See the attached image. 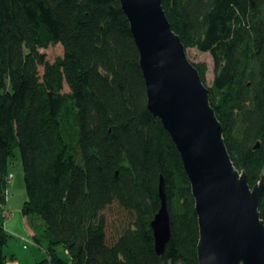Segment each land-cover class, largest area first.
Returning a JSON list of instances; mask_svg holds the SVG:
<instances>
[{"label":"trees","instance_id":"1","mask_svg":"<svg viewBox=\"0 0 264 264\" xmlns=\"http://www.w3.org/2000/svg\"><path fill=\"white\" fill-rule=\"evenodd\" d=\"M161 4L185 50L211 55L209 86L205 65L190 62L233 165L253 187L264 178V0ZM56 44L63 55L49 62L40 50ZM16 149L21 213L44 222L33 239L45 255L37 264H198L191 187L171 137L147 109L119 0H0L1 207ZM161 178L170 239L157 255L151 222ZM114 204L127 218L108 239L103 212ZM259 212L264 222V189ZM10 237L0 221V264Z\"/></svg>","mask_w":264,"mask_h":264},{"label":"water","instance_id":"2","mask_svg":"<svg viewBox=\"0 0 264 264\" xmlns=\"http://www.w3.org/2000/svg\"><path fill=\"white\" fill-rule=\"evenodd\" d=\"M119 2L139 52L147 109L171 137L191 187L198 264H264L259 212L264 178L250 187L246 174L233 165L209 90L173 32L161 0ZM158 193L161 205L151 228L155 251L162 255L170 239L163 178Z\"/></svg>","mask_w":264,"mask_h":264},{"label":"rangeland","instance_id":"3","mask_svg":"<svg viewBox=\"0 0 264 264\" xmlns=\"http://www.w3.org/2000/svg\"><path fill=\"white\" fill-rule=\"evenodd\" d=\"M46 59L53 62L57 57L63 55V48L60 44L50 46L48 49H41ZM187 58L193 63H202L206 67L205 81L209 86L213 79V61L211 55L207 52H200L195 48L186 50ZM42 68L39 69L41 72ZM67 91V87L65 86ZM9 184L6 190V203L1 207L0 204V221L5 220L4 212L14 213L20 210L26 199L23 171L21 165L20 153L16 149L14 158L8 164ZM106 219V236L108 239L117 236V231L122 228V224L126 221L127 214L117 205H112L106 208L103 212ZM29 226L35 234L40 236L43 233L44 222L37 215L29 217ZM13 234V237L8 239L7 244L3 247V254L6 256V264H37L41 262L45 255L43 250L32 240H26L21 236ZM58 255L67 260L61 248L57 249ZM13 257V259H11Z\"/></svg>","mask_w":264,"mask_h":264},{"label":"crops","instance_id":"4","mask_svg":"<svg viewBox=\"0 0 264 264\" xmlns=\"http://www.w3.org/2000/svg\"><path fill=\"white\" fill-rule=\"evenodd\" d=\"M16 211L17 212L14 213L4 212V217H5V220L3 221L4 229L7 232L17 234L26 240L30 239L32 241L34 239L35 233L29 226L28 217L23 216V214L21 213V209Z\"/></svg>","mask_w":264,"mask_h":264}]
</instances>
